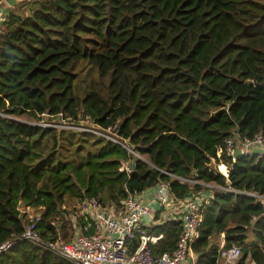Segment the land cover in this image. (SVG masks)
<instances>
[{
	"label": "trees",
	"instance_id": "16d2710c",
	"mask_svg": "<svg viewBox=\"0 0 264 264\" xmlns=\"http://www.w3.org/2000/svg\"><path fill=\"white\" fill-rule=\"evenodd\" d=\"M3 1L0 243L22 233L20 204L39 210L41 238L67 242L71 201L118 205L162 182L177 199L214 191L189 244L195 264H216L210 239L222 232L224 246L241 248L237 264H264V204L243 193L264 194V154L234 159L224 146L264 136V2ZM60 120L110 129L145 160ZM180 229L173 220L146 228L162 235L152 252L171 250ZM0 264L72 263L18 241Z\"/></svg>",
	"mask_w": 264,
	"mask_h": 264
},
{
	"label": "built area",
	"instance_id": "2783aa9c",
	"mask_svg": "<svg viewBox=\"0 0 264 264\" xmlns=\"http://www.w3.org/2000/svg\"><path fill=\"white\" fill-rule=\"evenodd\" d=\"M4 9L0 6V31L4 30ZM8 117V116H6ZM37 125L53 127L48 122H39ZM59 126V125H58ZM65 128H79L103 136L127 149L133 156L139 158L132 146L122 142L110 133L92 128L72 125H61ZM228 155L233 157L237 145L235 139L229 137L224 143ZM242 147L250 150L253 147L264 148V136L257 135L253 140L244 138ZM246 152H243V154ZM121 169L130 171L128 164ZM195 182L196 181H191ZM230 190V189H228ZM256 197L264 204V194L243 192ZM213 194L204 192L191 193L184 199L175 198L162 182L146 188L140 192L129 193L120 204H101L97 198L84 199L71 205L74 207L72 215L67 219L72 223L73 236L69 241L57 239L48 241L41 238L38 224L41 214L38 209L20 204L17 207L19 214L25 221L22 233L13 239L0 243V254L11 249L18 241H26L55 254L72 264H188L190 242L195 238L200 225V210ZM68 206V207H71ZM177 206L178 215H168L163 209ZM162 212L158 218L154 213ZM175 210V209H174ZM175 212V211H174ZM179 221L181 229L176 238L174 247L169 251L154 254L150 244H155L162 235H150L146 228L165 221ZM84 224H80V222ZM138 236V245L132 248V241ZM242 255L241 248L235 244L229 247L219 246L216 264H237Z\"/></svg>",
	"mask_w": 264,
	"mask_h": 264
},
{
	"label": "crops",
	"instance_id": "0c3cea01",
	"mask_svg": "<svg viewBox=\"0 0 264 264\" xmlns=\"http://www.w3.org/2000/svg\"><path fill=\"white\" fill-rule=\"evenodd\" d=\"M241 147V149H242V153L243 152H246V153H249L250 151H251V149L249 150H245V149H247V148H245V147H242V146H240ZM217 165V164H216ZM216 169H217V167H216ZM226 170H227V175H228V169H227V167H226ZM222 175H224V174H222ZM227 175H224L225 177H227ZM210 187H213V188H218V187H216V186H214V185H209ZM205 193V195H210V194H214V191L213 190H211L210 192H208V193H206V192H204ZM175 209V210H174ZM164 210V212H166L168 215H170V214H175V215H178L179 214V212H180V209H178L177 208V206H175V207H168L167 209H163ZM175 211V212H174ZM162 212H160V211H158V210H156L155 211V213H154V216H160V214H161ZM211 242H213V243H216V244H218L219 246H221V245H224L225 244V242H224V233L222 232V233H219V234H217V235H213L212 237H211ZM197 257H198V255H196V254H194V253H190L189 254V258H188V264H195L196 263V260H197Z\"/></svg>",
	"mask_w": 264,
	"mask_h": 264
},
{
	"label": "water",
	"instance_id": "95a60500",
	"mask_svg": "<svg viewBox=\"0 0 264 264\" xmlns=\"http://www.w3.org/2000/svg\"><path fill=\"white\" fill-rule=\"evenodd\" d=\"M23 0H4V4L10 8L15 7L18 3H20ZM252 153H257V154H264V148H260V147H253L251 150ZM242 154V149L240 146H237L235 148V151L233 153V158L236 159L238 156H240ZM140 158V157H139ZM141 159V158H140ZM134 160H132L129 163V168L130 170L134 167ZM217 167V166H216Z\"/></svg>",
	"mask_w": 264,
	"mask_h": 264
},
{
	"label": "rangeland",
	"instance_id": "374dc122",
	"mask_svg": "<svg viewBox=\"0 0 264 264\" xmlns=\"http://www.w3.org/2000/svg\"><path fill=\"white\" fill-rule=\"evenodd\" d=\"M258 1H262V2H264V0H258ZM19 4V3H18ZM8 7V6H7ZM95 69V72L97 73V71H96V68H94ZM85 92V91H84ZM84 92H83V94L82 95H84ZM21 119H22V121H25V122H32V121H30L27 117H21ZM57 120V119H56ZM41 122H44V120L43 121H41ZM60 123L62 124V125H69V123H67L66 121H64V120H60ZM140 158L141 159H144L145 160V156H140ZM71 202H73L72 204H74V203H76L75 201H71ZM74 210V207H67L66 208V212L65 213H70L71 212V214L68 216V218H70V216L72 215V211ZM252 240H253V234L251 233V231H248L247 232V242H252Z\"/></svg>",
	"mask_w": 264,
	"mask_h": 264
}]
</instances>
